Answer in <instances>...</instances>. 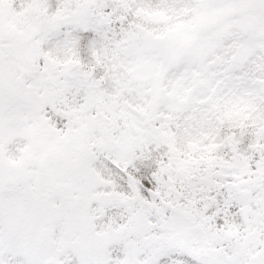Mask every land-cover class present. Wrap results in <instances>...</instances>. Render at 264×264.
Wrapping results in <instances>:
<instances>
[{
  "label": "snow or ice",
  "instance_id": "6c2138e0",
  "mask_svg": "<svg viewBox=\"0 0 264 264\" xmlns=\"http://www.w3.org/2000/svg\"><path fill=\"white\" fill-rule=\"evenodd\" d=\"M0 264H264V0H0Z\"/></svg>",
  "mask_w": 264,
  "mask_h": 264
}]
</instances>
